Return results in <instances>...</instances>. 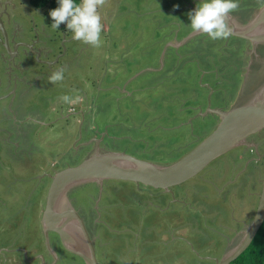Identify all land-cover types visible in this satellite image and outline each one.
<instances>
[{"label":"rangeland","instance_id":"rangeland-1","mask_svg":"<svg viewBox=\"0 0 264 264\" xmlns=\"http://www.w3.org/2000/svg\"><path fill=\"white\" fill-rule=\"evenodd\" d=\"M220 1L244 7L238 18L230 14L242 25L264 6L263 1L255 7L260 0H83L73 14L32 9V18L20 20L34 36L38 32L32 22L52 23L48 44L53 40L57 45L54 36L63 33V49L79 43L81 53L67 72L56 76L49 75L51 67L42 65L38 55L29 58L46 75L36 90L46 84L47 94L32 96L24 123L15 111L0 110V264H86L43 225L51 177L84 162L97 145L102 151L110 148L158 165L173 164L216 128L220 118L210 109L227 110L261 86L264 43L233 54L243 61L223 60L230 51L236 53L228 33L217 32L225 20H214L201 35L184 42L186 28L208 24L205 11L212 14L210 8ZM86 6L92 16L83 19L79 12ZM72 27L85 30L73 44L65 36ZM248 141L257 145L261 162L256 151L236 147L176 186L177 191L199 189L197 193L158 197L157 189L125 180L72 188L68 199L96 240L98 262H221L238 247L243 237L238 233L253 221L257 186L262 188L264 181V130ZM6 147L10 158H4ZM241 174L243 187H237L231 181Z\"/></svg>","mask_w":264,"mask_h":264},{"label":"water","instance_id":"water-1","mask_svg":"<svg viewBox=\"0 0 264 264\" xmlns=\"http://www.w3.org/2000/svg\"><path fill=\"white\" fill-rule=\"evenodd\" d=\"M209 14V13H208ZM209 14L210 22L195 28L184 40L201 35L216 19L225 20L228 35L244 37L253 44L264 43V6L256 10V16L247 24H239L229 14ZM167 39V37H166ZM182 43L183 46L185 45ZM189 55V54H188ZM190 56V55H189ZM12 61V60H11ZM13 61H15L13 59ZM220 118L215 130L182 159L170 165H158L140 160L127 153L102 151L99 145L81 164L65 168L52 177L43 216L46 231H54L61 238L65 249L80 256L86 264H99L93 239L84 221L72 207L68 192L77 185L105 180H125L171 192L170 188L180 185L199 174L214 160L239 146H251L249 138L264 130V82L252 94L245 96L229 109H210ZM264 223V181L255 217L242 232L241 241L228 250L218 264H231L252 243Z\"/></svg>","mask_w":264,"mask_h":264},{"label":"flooded vegetation","instance_id":"flooded-vegetation-1","mask_svg":"<svg viewBox=\"0 0 264 264\" xmlns=\"http://www.w3.org/2000/svg\"><path fill=\"white\" fill-rule=\"evenodd\" d=\"M263 1L264 0H260L258 3H255V7L261 5ZM236 6L234 8L232 4L230 3L223 4V2L220 1V4L215 5L214 8H210V10H212L213 12L212 14L223 13L224 14L223 17H226L229 14L233 15L232 13H235L234 17L238 18L239 17L238 13H241L244 7H242L241 10H239L236 8ZM32 9L36 10V12L41 11V9L36 8L32 4L31 0H0V104H1L0 110L9 109L10 112L15 111L19 115V119L21 120L22 123L26 122V120L29 121V119L27 118L28 117L27 115H30L31 113L29 109V101H31V99L33 98L32 96L39 95V92L42 91L41 90L42 85L36 90V85L40 81L38 80L37 75H40L43 78L46 76L45 74H40L36 70H35V74L32 75L34 66L30 63L31 60L29 58L33 57V55L31 53L30 54L28 53L29 52L27 50L29 49L28 47L27 49L24 48L25 51L24 49L14 48L15 45L18 43L14 41L15 37L13 38V36H17V33L20 34V30L22 29V23L20 20H24L23 17H25V20H27L29 17L32 18V11H31ZM205 12H206L205 17L208 16L210 20L211 18L208 14L209 12L208 11H205ZM167 14L171 15L172 10H168ZM201 17H204V16H201ZM219 21L222 22L223 20H219ZM27 23L31 25L29 22ZM223 25H224V28H220L223 30L217 31V32L221 34H226V30H225L226 22L223 23ZM32 26H33V30L37 29L36 23L34 24V22H32ZM234 39H236V42H234ZM231 40H233L231 43L234 45V49L236 50V53H234V51L233 52L230 51V53L225 55L222 59L223 60L227 59V61H243L244 58H239V57L238 59L234 60L233 54H237L238 52H240L239 54L243 55L244 53L247 52L248 46L252 45V42H250L249 39H246L244 37H237V36L229 35L228 41H231ZM21 50L23 51L21 52ZM7 51H9V54L7 53ZM9 57H12V61L9 60ZM190 57H194V56H190ZM22 58H27L30 61H18V60H23ZM13 59L16 61L15 63H13ZM189 61H196V59L195 58L189 59ZM27 69L28 70L30 69V71L26 72ZM235 72L237 73V71ZM28 73L31 76H35L33 80L29 81L26 79V75ZM43 85H46V84H43ZM229 85L232 86L233 84L231 83V84H228V86ZM233 87L236 88L237 86L234 85ZM225 93L227 94V92ZM1 101H6V102L1 103ZM22 108L25 109V112L22 111ZM19 112H22L24 114V117L20 116L21 114H19ZM19 131L21 134H23L24 132L23 129H19ZM9 156H10V153L7 151V154L5 153V157L4 156L3 157L7 158ZM138 185L139 187L147 188L150 191L157 189L159 192L158 194H160L158 197H160L163 194L164 195L172 194L177 198V197L185 196L188 193L193 194V193L200 192L199 189L198 190L194 189L191 191H180L179 189V191H177L176 186L170 188L171 192H167L161 188L148 187L142 184H138ZM113 190L115 191L116 188H114ZM199 206H200V209L203 208L202 205H199ZM191 210H195V209L192 207ZM239 226L244 227L242 225H239Z\"/></svg>","mask_w":264,"mask_h":264},{"label":"crops","instance_id":"crops-1","mask_svg":"<svg viewBox=\"0 0 264 264\" xmlns=\"http://www.w3.org/2000/svg\"><path fill=\"white\" fill-rule=\"evenodd\" d=\"M81 4H83V0H80L79 5H81ZM45 12H49V11H45ZM79 14L81 15V18L85 19V18H89V17L92 16V11L89 9L88 6H86V8H84V10H81L80 9ZM43 15H45V14H43ZM50 24H52V23L47 22V21H43V20H41L39 24H36L37 29H34V31H36V33L38 32V36L31 35L32 33H29L28 32V28L26 26H23V24H22V29L20 30V34L17 33V36H13V38L15 37L14 38V41L18 43V44L15 45L14 48H18V49H24V48H26L27 49V47H28L29 49H27V50L29 52L28 51L27 52L29 54L31 53L34 58L38 55L39 56V61H42L41 62L42 65H46L47 64V65H49L51 67L52 71L49 74L50 76H56L58 74L62 75V74H64L65 72H67L70 69V67H71V61H78L77 60V56H80V53H81V51H80L81 45H79V43H78V45H76V48H74V46H73L70 49H68V48L63 49V40H62L63 33L61 35L59 32H56V35L54 36V37H57L58 38V42L59 43L54 46V41L52 40V43L51 44H48V42H49L48 40L50 38H52L51 36L53 34V30L51 29ZM68 25H70V24H68ZM196 27H197V24L196 23L189 25L186 28L187 33L185 35L190 34ZM84 31L85 30H82V32H81V29H74V27H72V28H69L68 29V32L65 33V36H66V38L68 39L69 42L72 41L71 42L72 44L73 43H77L78 41H80V38H79L80 36L79 35L80 34H83ZM13 33H15V32H13ZM98 41H99V39H98ZM180 44L183 45L182 43L177 42V45H180ZM57 47L59 49L57 50V52H55V49ZM24 51H25V49H24ZM42 56H45L46 58L44 60H41ZM57 57H58V60H56ZM18 61H24V60H18ZM33 66H35V65H33ZM162 68H164V67H162ZM28 71H30V69L29 70L28 69L26 70V72H28ZM33 74H35V72H32V75ZM37 76H38V80H40L39 82H43V77L40 76V75H37ZM34 77L35 76H31L29 73L26 75V79L29 80V81L30 80H33ZM46 86L47 85H42L41 86V88H42L41 90L42 91L39 92V95L40 94H44L45 95V93H46L47 90H45V89L43 90V88H45ZM22 111L25 112V109L22 108ZM38 114H39V112H38ZM214 130L215 129H213L208 135H210ZM203 140L204 139H202L201 141H203ZM25 146L26 145H24V147ZM247 148H250V147H247ZM107 149L110 150V148H107ZM250 149H251L252 152L253 151H256V153L258 154L257 156L259 157V161H257V162H261L262 158H261V156L258 153V149H255V148H250ZM6 150L8 151V148L7 147H6ZM114 150H117V149H114ZM8 152L11 153V151H8ZM10 156H11V154H10ZM10 156L7 157V158H10ZM255 159L254 158L253 159H250V161L253 160L255 162ZM28 167H29V165H28ZM247 169H246V171H247ZM244 175L245 174L239 175L240 178H238L236 180H233L231 182L233 184L234 183L235 184L237 183L238 184L237 187H239V186L240 187H243V184H242L243 178H242V176H244ZM52 177H51V179H52ZM260 180H258V181H260ZM260 191H262V188L259 187V186H257L256 193H259L258 194L259 197H260V194H261ZM259 200H260V198H259Z\"/></svg>","mask_w":264,"mask_h":264},{"label":"trees","instance_id":"trees-1","mask_svg":"<svg viewBox=\"0 0 264 264\" xmlns=\"http://www.w3.org/2000/svg\"><path fill=\"white\" fill-rule=\"evenodd\" d=\"M31 2L38 9L67 14L76 11L80 0H31ZM231 264H264V223L250 246Z\"/></svg>","mask_w":264,"mask_h":264},{"label":"clouds","instance_id":"clouds-1","mask_svg":"<svg viewBox=\"0 0 264 264\" xmlns=\"http://www.w3.org/2000/svg\"><path fill=\"white\" fill-rule=\"evenodd\" d=\"M149 187V186H148Z\"/></svg>","mask_w":264,"mask_h":264}]
</instances>
